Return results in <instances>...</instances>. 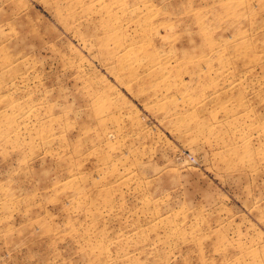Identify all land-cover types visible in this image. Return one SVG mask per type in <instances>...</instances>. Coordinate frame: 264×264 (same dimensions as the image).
Listing matches in <instances>:
<instances>
[{"label": "rangeland", "instance_id": "1", "mask_svg": "<svg viewBox=\"0 0 264 264\" xmlns=\"http://www.w3.org/2000/svg\"><path fill=\"white\" fill-rule=\"evenodd\" d=\"M0 264H264V0H0Z\"/></svg>", "mask_w": 264, "mask_h": 264}, {"label": "bare ground", "instance_id": "2", "mask_svg": "<svg viewBox=\"0 0 264 264\" xmlns=\"http://www.w3.org/2000/svg\"><path fill=\"white\" fill-rule=\"evenodd\" d=\"M112 25H110L109 27H111Z\"/></svg>", "mask_w": 264, "mask_h": 264}]
</instances>
